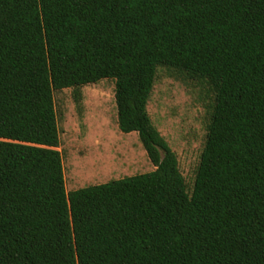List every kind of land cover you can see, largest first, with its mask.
<instances>
[{
  "label": "trees",
  "instance_id": "16d2710c",
  "mask_svg": "<svg viewBox=\"0 0 264 264\" xmlns=\"http://www.w3.org/2000/svg\"><path fill=\"white\" fill-rule=\"evenodd\" d=\"M160 68L208 94L191 189ZM103 80L154 169L67 192L54 94ZM0 264H264V0H0Z\"/></svg>",
  "mask_w": 264,
  "mask_h": 264
},
{
  "label": "rangeland",
  "instance_id": "374dc122",
  "mask_svg": "<svg viewBox=\"0 0 264 264\" xmlns=\"http://www.w3.org/2000/svg\"><path fill=\"white\" fill-rule=\"evenodd\" d=\"M80 93V108L71 89L54 94L66 191L152 171L137 134H122L117 128L114 82L103 80ZM207 103L202 85L157 70L147 111L175 152L188 189L204 144Z\"/></svg>",
  "mask_w": 264,
  "mask_h": 264
}]
</instances>
